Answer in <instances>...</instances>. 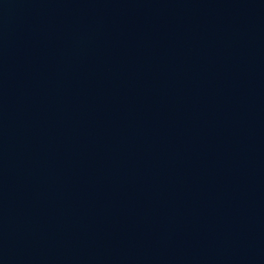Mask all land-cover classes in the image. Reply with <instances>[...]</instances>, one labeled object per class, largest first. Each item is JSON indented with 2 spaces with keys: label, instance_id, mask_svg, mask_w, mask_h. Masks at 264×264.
Returning a JSON list of instances; mask_svg holds the SVG:
<instances>
[{
  "label": "water",
  "instance_id": "obj_1",
  "mask_svg": "<svg viewBox=\"0 0 264 264\" xmlns=\"http://www.w3.org/2000/svg\"><path fill=\"white\" fill-rule=\"evenodd\" d=\"M0 264H264V0H0Z\"/></svg>",
  "mask_w": 264,
  "mask_h": 264
}]
</instances>
